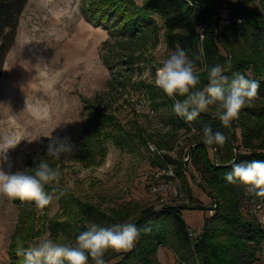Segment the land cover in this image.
<instances>
[{
	"label": "trees",
	"instance_id": "obj_1",
	"mask_svg": "<svg viewBox=\"0 0 264 264\" xmlns=\"http://www.w3.org/2000/svg\"><path fill=\"white\" fill-rule=\"evenodd\" d=\"M82 1L85 19L108 32L110 37L104 41V45L114 41L118 49L132 52L137 44L143 45L146 41L156 44L161 34L168 53L179 45L194 59L202 50L203 62L209 67L220 64L230 78L239 72L258 81L259 95L241 110L239 118L232 121L230 128H224L210 111L201 113L191 123L186 122L173 113V100L161 89L154 85H141L147 89V107L158 115L165 110L161 120L168 127L167 132L182 131L183 134H188L193 126L198 130L199 134L189 137V164L185 161L173 164L183 186H187L188 178L197 177V185L214 205L210 207L211 213L204 219L193 239L188 236L190 228L181 219L180 212L202 206L197 204L188 187L184 194L190 205L162 204L157 207L128 202L111 215L86 203L79 209V220L73 225L52 219L49 226L52 233L57 235L62 232L74 245L76 237L86 231L91 223L105 227L117 223H133L140 233L135 246L127 252L109 249L105 260L106 263L112 260L111 264H160V248L170 252L174 264L259 262V255L264 249V223L259 215L249 214V209L251 204H259L264 212V197L257 196L254 191L250 192L248 186L239 182L228 183L225 176L232 171L234 162L264 160V12L252 8L255 0ZM27 2L28 0H0V73L6 55L14 43L19 20ZM196 63L198 67L202 66L201 61ZM126 64L132 68L133 53L128 56ZM206 77V72L201 73L200 87L207 83ZM176 99L183 97L178 96ZM103 112L97 108L90 113L87 121L89 127L84 128L80 136V144L83 146L80 158H93L96 151L103 158L107 140L122 137L121 132L128 135L113 115ZM147 119L151 122L148 117ZM206 125L211 126L214 132L221 131L229 137L228 142L222 148H217L216 155L212 157L209 150L212 151V147L216 146L209 147L202 142V129ZM237 130L239 143L236 142ZM146 140V136L140 137L142 144ZM157 144L161 145L159 142ZM45 150L46 148L41 151L42 158H32V166L27 170L30 174L34 173L41 159L46 160L51 167L58 168L62 157L59 160L48 158ZM156 182L157 180L153 184ZM45 190L54 196L52 184L46 185ZM59 200L64 205V198L59 196ZM22 203L11 235L10 248L15 252L10 255L17 253L22 247L26 248L43 233L47 213L52 206L51 202L41 212L34 202ZM10 257L13 264H18L16 254L15 258ZM19 257L23 261V257Z\"/></svg>",
	"mask_w": 264,
	"mask_h": 264
},
{
	"label": "rangeland",
	"instance_id": "obj_2",
	"mask_svg": "<svg viewBox=\"0 0 264 264\" xmlns=\"http://www.w3.org/2000/svg\"><path fill=\"white\" fill-rule=\"evenodd\" d=\"M82 4V0H28L0 73V136L15 133L21 140L8 151L11 169L8 163H2L3 170L31 168L33 157L42 158L41 151L48 143L45 136L57 126L53 135L68 136L78 146L74 155L62 156L58 164L61 179L52 184L55 193L45 229L33 241L49 236L71 244L72 240L62 232L52 233L50 222L54 219L75 224L81 214L79 209L86 203L111 215L128 202L141 206L190 205L188 198L183 201L171 195H157L150 189L164 160L174 165L185 161L188 134L167 132L161 120L165 110L156 114V123H151L136 108L142 100L149 104L147 89L141 85L155 86L156 69L170 55L161 34L156 44L146 41L134 46L132 52L118 49L114 41L104 45L110 37L107 30L85 19ZM252 8L264 12V1L255 0ZM131 53L134 64L129 68L126 61ZM97 108L113 115L128 135L121 132L122 137L107 140L103 158L97 151L93 158H80V136L89 127L90 113ZM139 136L148 140L142 144ZM236 136L239 143L238 130ZM149 145L161 149L163 156L151 152ZM209 151L211 157L216 155V151ZM198 180L194 176L188 178L187 186L180 181L182 193L188 187L202 206L180 212L194 234L212 207L211 200L197 185ZM59 196L64 198V205ZM22 204L19 199L0 196V264H13L10 256L15 258V254L17 263L23 264L17 253L10 255L15 252L10 248L11 235ZM255 206L250 205L249 214L260 216ZM259 258L255 264H264V249ZM159 260L160 264H174L165 248L159 249Z\"/></svg>",
	"mask_w": 264,
	"mask_h": 264
},
{
	"label": "clouds",
	"instance_id": "obj_3",
	"mask_svg": "<svg viewBox=\"0 0 264 264\" xmlns=\"http://www.w3.org/2000/svg\"><path fill=\"white\" fill-rule=\"evenodd\" d=\"M203 52L190 58L187 52L177 47L156 69L154 84L173 100V113L191 123L204 112L218 119L224 128H230L232 121L239 118L241 110L258 98L260 83L247 78L242 73H234L230 78L220 64L209 67L203 62ZM196 61H201L200 67ZM207 73V83L201 85V73ZM183 99H176V97ZM58 127V126H57ZM56 127V128H57ZM48 132L45 156L59 160L65 155H74L78 146L70 137L53 135ZM196 127H191L188 137L197 135ZM229 137L221 131H213L211 126L202 129V142L212 151L222 148ZM21 140L15 133L0 136V164L9 162L8 151L15 149ZM61 179L59 168L51 167L41 159L34 173L26 170L5 171L0 167V196L9 199L34 202L41 212L51 204L53 194L45 190L46 185L58 183ZM228 183L239 182L248 186L259 197H264V160L233 163L227 173ZM139 230L131 222L100 226L91 223L86 231L75 239V244H65L44 236L33 241L26 248L17 251L23 257V264H106L105 254L111 249L116 252L130 251L139 238Z\"/></svg>",
	"mask_w": 264,
	"mask_h": 264
},
{
	"label": "built area",
	"instance_id": "obj_4",
	"mask_svg": "<svg viewBox=\"0 0 264 264\" xmlns=\"http://www.w3.org/2000/svg\"><path fill=\"white\" fill-rule=\"evenodd\" d=\"M138 111H141L146 114V116L151 119V123L157 122L156 113L153 109L148 108L146 101L142 100L140 101L136 106ZM168 127H165L167 130ZM149 150L151 152H157L159 156H163V151L158 150L153 145L148 146ZM185 161L189 160V153H187L184 157ZM175 166L171 163H167L164 160V167H162L159 177L157 178V182L151 186V192L157 195H171L174 197H178L179 199H182L183 201H187V198L184 193L180 190V179L175 173ZM214 207V205L212 204ZM159 207V206H157ZM256 209L258 210L260 214V219L262 222H264V212H261V207L259 204H257ZM209 213H211V210H209ZM194 231L191 229H188V236L193 239L194 238Z\"/></svg>",
	"mask_w": 264,
	"mask_h": 264
},
{
	"label": "bare ground",
	"instance_id": "obj_5",
	"mask_svg": "<svg viewBox=\"0 0 264 264\" xmlns=\"http://www.w3.org/2000/svg\"><path fill=\"white\" fill-rule=\"evenodd\" d=\"M16 68V67H15ZM15 72V71H14ZM17 74V73H16ZM21 75V74H20ZM14 76V75H13ZM20 77V76H19ZM15 80H16V78H15Z\"/></svg>",
	"mask_w": 264,
	"mask_h": 264
}]
</instances>
